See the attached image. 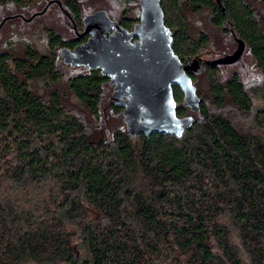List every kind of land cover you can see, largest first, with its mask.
I'll list each match as a JSON object with an SVG mask.
<instances>
[{"label": "trees", "instance_id": "trees-1", "mask_svg": "<svg viewBox=\"0 0 264 264\" xmlns=\"http://www.w3.org/2000/svg\"><path fill=\"white\" fill-rule=\"evenodd\" d=\"M85 1L0 0V264H264V0H159L173 52L200 63L199 106L173 86L192 123L149 138L127 133L106 77L56 54L86 41ZM106 2L123 28L138 22L139 0ZM51 8L48 54L3 45ZM202 12L214 35L193 39ZM234 38L237 63H202Z\"/></svg>", "mask_w": 264, "mask_h": 264}, {"label": "water", "instance_id": "water-1", "mask_svg": "<svg viewBox=\"0 0 264 264\" xmlns=\"http://www.w3.org/2000/svg\"><path fill=\"white\" fill-rule=\"evenodd\" d=\"M215 1L219 4V0ZM139 9V20L131 31L111 20L104 10L85 15L82 35L87 36L86 41L72 50L60 49L59 57L71 68L99 70L109 78L110 102L122 108V121L128 134L146 138L153 134L179 137L193 119L176 116L172 87H178L182 93V105L196 112L199 99L188 73L199 74L200 63L196 59L182 63L173 52L159 0H139ZM6 19L1 20L0 28ZM132 39L135 40L131 42ZM235 42L232 53L207 60L205 65L237 63L245 45L239 39Z\"/></svg>", "mask_w": 264, "mask_h": 264}, {"label": "rangeland", "instance_id": "rangeland-1", "mask_svg": "<svg viewBox=\"0 0 264 264\" xmlns=\"http://www.w3.org/2000/svg\"><path fill=\"white\" fill-rule=\"evenodd\" d=\"M84 10L83 13L85 15L90 14L92 12H95L97 10H103V8L107 7V2L106 0H87L84 2ZM47 8V7H46ZM45 8V10H46ZM129 11L131 12L132 15L138 16L139 17V4L137 6H130L128 7ZM53 9L51 8L50 10L47 11L45 16L41 18L38 21L33 22L31 25L27 26L25 28V33L21 34L20 37L22 38L21 41H19L16 38L15 35V25H11L7 29V35H6V41L4 39L3 45L6 46L5 42H10L7 44V46L11 47L17 54L22 53L23 48L26 44H29L30 46L34 47L38 52L42 54H48L49 51V43H48V38H47V33L43 30L44 24L47 22L51 21L50 19L53 18L54 13ZM208 18H209V13H198L195 15H188L187 18V23L189 26L190 34L191 37L194 39H197L198 36L201 33H210L213 36L214 32L211 30L210 26L208 25ZM43 22V23H42ZM65 38H68L69 35H64ZM64 38V37H63ZM59 51H56L57 56L59 55ZM59 57V56H58ZM216 58V57H215ZM212 60L211 58H205L203 57V60ZM60 60V59H59ZM204 61V62H205ZM59 65V64H58ZM35 87L37 88L38 91H42L43 87L41 83H36ZM111 95V91L109 92ZM109 95V98H110ZM70 102L75 103V99L72 96H68ZM109 121L111 122V125H116L119 123L117 115L114 113L109 112Z\"/></svg>", "mask_w": 264, "mask_h": 264}, {"label": "flooded vegetation", "instance_id": "flooded-vegetation-1", "mask_svg": "<svg viewBox=\"0 0 264 264\" xmlns=\"http://www.w3.org/2000/svg\"><path fill=\"white\" fill-rule=\"evenodd\" d=\"M128 30V29H127ZM132 30V29H131ZM131 30H129V31H131ZM135 39H132L131 40V42H133ZM234 42H235V38H234ZM235 47H236V42H235V46H234V48H233V50L230 52V53H232L233 51H234V49H235ZM230 53H228V54H230ZM222 55H224V54H221V55H218L216 58H218V57H220V56H222ZM216 58H214V59H216ZM205 60H203V62L202 63H205L204 62ZM99 71V70H98ZM100 72V71H99ZM105 77V76H104ZM107 79H108V82H109V78L108 77H106ZM110 85V84H109ZM112 88V87H111ZM112 91V90H111Z\"/></svg>", "mask_w": 264, "mask_h": 264}]
</instances>
